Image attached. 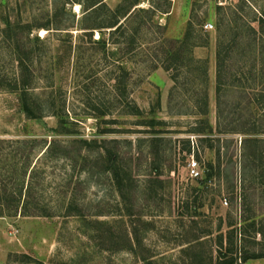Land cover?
Listing matches in <instances>:
<instances>
[{
  "label": "rangeland",
  "instance_id": "1",
  "mask_svg": "<svg viewBox=\"0 0 264 264\" xmlns=\"http://www.w3.org/2000/svg\"><path fill=\"white\" fill-rule=\"evenodd\" d=\"M262 15L264 0H0V27L21 25L31 52L35 114L0 37V264H209L229 223L236 250L264 248L251 229L238 235L243 218L264 225L262 181L243 170L242 136L218 123L215 100L218 52L228 80L262 63ZM239 78L222 94L223 110L240 103L234 118L247 115L237 90L254 88ZM202 232L212 236L186 252Z\"/></svg>",
  "mask_w": 264,
  "mask_h": 264
},
{
  "label": "trees",
  "instance_id": "2",
  "mask_svg": "<svg viewBox=\"0 0 264 264\" xmlns=\"http://www.w3.org/2000/svg\"><path fill=\"white\" fill-rule=\"evenodd\" d=\"M97 5V4H96ZM95 6V5H94ZM93 7V6H92ZM97 7V6H96ZM127 19V18H126ZM261 22H264V16H261ZM3 27H0V37L4 43H10L12 45V50L16 54L17 66L19 69V76L17 78L18 87V97L20 101L21 108L24 114L28 118L35 117L34 110L31 104L30 96L28 94V86L30 83V77L32 75L30 66H29V55L31 52L25 50V48H20L17 42V34L18 29L22 26L19 24H15L10 22V20L6 19L3 23ZM108 28L113 29L112 32H116L122 29V23L119 21H114L111 26ZM38 39V37L36 38ZM262 41V40H261ZM255 42V39H254ZM97 43L104 44L105 41L100 37ZM262 47H260V60L261 64H258L257 61L253 60L251 67L247 70H242L239 72L238 76H235L234 80H228L229 71L225 68V59L220 52L217 54V62H216V87H215V100L217 105V119L218 123L221 119H225L226 122H229L230 129H227L229 134H239L242 136L241 139V150L240 156L243 163V170L245 171V167L250 164L252 165L251 169L254 173V178L256 180H261L259 186V194L260 198L264 200V139L258 137V135L264 132V42L262 41ZM24 49V50H23ZM226 54V53H225ZM227 57V56H225ZM246 71V72H244ZM232 75V74H231ZM244 78L247 83H251L254 88H249L251 91L249 93H241L238 91L239 100H245V110L247 111V115L238 114L237 118L235 117L236 110L240 108V103L235 104V107L230 108V111H226L222 109L223 106V88L226 86V82L232 81L236 83H241V79L239 77ZM238 77V78H237ZM259 85V88H255ZM234 85H230L231 87ZM231 87V89L233 88ZM236 88V87H235ZM233 89V91L235 90ZM239 89V88H238ZM236 91V90H235ZM241 94V95H240ZM224 107V106H223ZM222 117V118H221ZM59 129L57 131L58 134L65 135L68 134L65 127V120L63 117H59ZM84 143V142H83ZM107 144L105 141L103 142V152L105 162L108 163V167L106 168L108 171H111L112 174L118 175L117 170L115 168V158L116 156L112 154V152L105 146ZM55 143H50L43 154L50 153ZM212 169V168H211ZM212 175V173L210 174ZM117 177V176H116ZM119 183V181H118ZM245 191H242L240 194V200L243 205H245L246 197ZM6 194L0 193V207H2V201L6 199ZM227 204L226 201H224ZM14 211V210H13ZM20 215L29 216L25 213L23 208L20 210ZM31 216V215H30ZM242 220V228L240 229L238 235L241 237H245L248 233L249 229L254 232L255 236L258 235L261 237V240L264 242V225L258 226L255 220H252L250 223L247 221L250 218L246 217ZM262 224H264V219L260 220ZM260 223V224H261ZM234 225L229 223L227 224V230L223 234L218 230V234L215 236L214 242L217 245L216 256L211 255L209 257V264H245L249 260L261 259L264 258V248L260 249H246V248H235V230ZM201 235V236H200ZM199 236L194 237L191 241H186L185 244L188 245L186 247V252L193 250V245L195 243H199L205 237H211L212 233L202 232ZM189 260L191 258H188ZM146 261V259H143ZM191 264V262H190Z\"/></svg>",
  "mask_w": 264,
  "mask_h": 264
},
{
  "label": "built area",
  "instance_id": "3",
  "mask_svg": "<svg viewBox=\"0 0 264 264\" xmlns=\"http://www.w3.org/2000/svg\"><path fill=\"white\" fill-rule=\"evenodd\" d=\"M207 27H210L212 28L211 26H205V28ZM188 176L191 178V179H198L200 177V173H199V169H198V163L195 162V161H191V163H189L188 165Z\"/></svg>",
  "mask_w": 264,
  "mask_h": 264
}]
</instances>
